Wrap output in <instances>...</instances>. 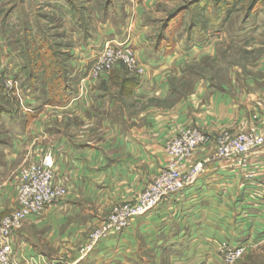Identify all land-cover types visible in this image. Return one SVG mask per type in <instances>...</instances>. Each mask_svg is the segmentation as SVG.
<instances>
[{
    "label": "crops",
    "instance_id": "1",
    "mask_svg": "<svg viewBox=\"0 0 264 264\" xmlns=\"http://www.w3.org/2000/svg\"><path fill=\"white\" fill-rule=\"evenodd\" d=\"M82 1L83 7L74 0H41L47 8L50 2H60L77 17H70L69 32L80 43L69 51L76 63L71 71L72 98L58 105L77 122L64 129L55 123L59 119H49L51 104H33L30 115L37 118L16 135L18 140L9 144L0 161L11 169L22 157L36 160L51 151L55 182L68 189L66 197L47 207V213L31 217L28 227L14 235L16 264H60L63 255L68 264H223L224 245L245 244L248 250L263 245L264 147L250 155L249 177L236 163L208 166L195 182L79 258L76 248L95 224L90 219L78 221L83 204L100 202L106 207L129 200V191L138 189L166 163L162 143L181 126H253L252 115L264 118V107L254 102L259 95L264 97V57L249 67L253 74L242 82L232 80L222 91L201 78L176 100L170 82L186 76L187 63L193 59L213 55L219 41L264 42V4L232 24L233 13L224 17L223 2L205 0L200 6L204 12L197 14L196 0L182 7L181 19L162 23L166 8H179L183 0H105L101 9L88 7L95 0ZM81 20L87 31L79 28ZM109 41L131 46L146 68L144 84L130 85L129 104L141 105L131 118L126 107L115 111L119 105L106 100L108 84L90 83L84 92L79 82L88 61L96 59ZM151 98L156 105L146 101ZM82 121L98 123V132L85 139L78 133ZM35 143L41 144L40 151L33 148ZM17 181L12 178L0 185V218L16 206Z\"/></svg>",
    "mask_w": 264,
    "mask_h": 264
},
{
    "label": "rangeland",
    "instance_id": "2",
    "mask_svg": "<svg viewBox=\"0 0 264 264\" xmlns=\"http://www.w3.org/2000/svg\"><path fill=\"white\" fill-rule=\"evenodd\" d=\"M116 1L118 0H114V2ZM252 1L253 0H241L237 10L231 15V18H233L232 24L240 20L245 10H248L252 4ZM74 2L78 3L80 7L86 5V2L82 0H74ZM194 2H196V0H183L181 2L182 5L179 8L178 6L174 9L166 8V14L164 13L161 16L162 23L181 19L183 15L182 7H187ZM104 4L105 0H95L94 3L88 7H91V9H101ZM55 5L57 6L55 7ZM81 9H83L84 12H87L85 11L86 9ZM193 9L197 14L201 13L198 10V7L195 6ZM83 10L80 12H83ZM71 13L72 11H69V9L66 12L64 4L60 2L57 4L56 2H50L47 8L41 0H0V161L5 159V152H7L6 149H8L9 144L18 140L16 135L20 131L26 129V124L28 125L33 119L37 118L34 114L30 115L33 110L32 105L34 104V106H38L45 103V97L48 96L46 80L49 79V76L47 77L42 72V67L48 63V61L45 60L48 54L44 53V51L49 50L50 54L54 53L59 66L63 65V67L68 68L70 73L76 64L71 60L69 51L73 48V45L78 46L80 43L74 40L72 37L73 35L69 33L73 27L71 25L73 20L70 17L77 18L75 14L71 15ZM78 18L83 19L82 16H78ZM198 19L201 22H204L201 18ZM83 22L84 20H81L79 28H85L87 31L88 26L84 27V25H82ZM233 26H235V24ZM89 30H92V28ZM108 43L117 47L122 45L120 42L114 43L109 41ZM38 47L41 48L38 49ZM29 48L30 52L28 53ZM28 54L30 55V60L28 59ZM135 56L137 57L136 51ZM263 57L264 42H262V39L243 44H226L219 41L215 47V53L213 55H205L187 63L189 68L186 76L180 79L174 77L171 78V88L175 92L174 95L177 97L176 100H178L179 97L184 96V89L187 90L192 88L196 81L204 78L215 83L218 90L222 91L224 90L223 88L230 87L232 80L242 82L253 74L249 67L256 65ZM94 61L95 58L93 57L88 61V67L87 65L85 66L86 70L84 68L85 72L81 74L79 79V82L82 85V80L87 77V73ZM108 63L111 67L103 69L98 75H96V77H94L95 74H93L94 76H89L90 79H86L87 83L82 89L85 92L90 83L103 82L108 84L109 89L107 92L109 97L106 100H113L115 105H119L120 108H115V111H123L124 107H126L127 112L130 115L129 118H131L132 115H136V112L141 108V105L136 106L135 104H129L131 97L130 85L140 71L146 76V68L140 62V64L132 65L125 53L113 54L108 58L107 64ZM25 66L26 68H24ZM255 75L260 76L261 73L257 71L255 72ZM71 80V82L74 81L72 78ZM135 88H138V86ZM254 100L259 108L264 107V97L259 95ZM146 101L150 104L156 105L155 100L152 98ZM30 109L31 111H29ZM50 113L52 115L49 117L50 120L52 118L59 119L56 122L53 121L52 124H60V127L64 129L69 130L70 127L77 122L76 119L73 120V116H71L70 113L62 112L55 103L51 104ZM114 115H119V113H114ZM116 118H118V116H116ZM252 123L253 126H250L247 123H240V126L238 127L217 126L215 124H210L211 126L207 125L204 128L197 126L193 127L199 128L213 139L219 138L222 134H228L230 137H233L238 133L248 131L264 135V118H261L258 115H252ZM98 129V123L92 124L87 121H82L78 133L87 139L88 134L93 135V132L96 131L97 133ZM176 135L177 131L172 138L166 140L165 143H162L161 149L167 157L166 163L160 167L153 177L146 180L144 184H141L138 189L135 191L130 190L129 192L132 194V197L129 200L119 201L113 203L111 206L107 205L106 207L100 202H85V205L83 204L80 213L77 215L78 221L86 223V221L90 219L91 223L95 224L83 234V241L80 242L76 248L79 258H81L83 251L92 246L103 232L109 231L115 226L123 223L131 213L136 212L143 206L149 204L164 189L169 188L173 184H177L176 181H172L174 183L169 184L170 181L173 180L172 177H178L180 182H186L196 174L193 178V182H195L197 177L208 166H213L217 162L224 164L236 163L246 172V174H249L250 155L264 147L263 145L249 153L248 161L244 165L221 155L220 147L216 145V142L200 143L194 146L189 154H185L180 161H176L178 160L177 157L180 156H176L175 152L171 153L172 151H169L167 147ZM224 144L229 145L230 140L223 141L220 146H225ZM40 146V143H35L33 148H35L36 151H40L42 149ZM42 154L43 155L40 154V157L36 160L30 158L24 159V157H22L17 160V165L14 168L12 166L11 169L8 166H6V168L3 162L0 163V185L4 184V182L11 181L12 178L19 181L29 166L39 163L41 164L46 156H53L51 151H47L46 153L43 152ZM176 162L178 163L176 164ZM50 170L54 176L53 183L59 184L55 182V160L54 166ZM18 181L16 183V206L12 211L4 214L0 218V225H2V222L10 219L20 208L23 194H19ZM67 195L68 193L65 194V197ZM43 213L45 214L47 211L44 210L39 213L29 214L25 221H22L17 225L18 227L9 237V240L12 242V247L14 235H16L19 230L28 227L31 217ZM98 213H101V215L98 216ZM63 220H65V218L62 219V221ZM133 221L130 226H132ZM64 224H67V222ZM24 244V242L21 244L22 251ZM13 254L15 255L14 248ZM59 259L63 260L60 264H68L65 255L61 256ZM228 264H264V244L255 249H247L243 254L236 258L233 263Z\"/></svg>",
    "mask_w": 264,
    "mask_h": 264
},
{
    "label": "built area",
    "instance_id": "3",
    "mask_svg": "<svg viewBox=\"0 0 264 264\" xmlns=\"http://www.w3.org/2000/svg\"><path fill=\"white\" fill-rule=\"evenodd\" d=\"M115 53H125L132 65L140 64L135 56V51L131 46L122 44L120 47H117L113 44L106 43L98 52L95 61L92 63L87 73V77L83 78V86L87 83V78L90 79L91 76H94L93 74H95L94 77H96L100 71L111 67L109 63L107 64V60ZM135 79L137 80L138 86H141L144 84L145 75L142 74V71H140V73L136 75ZM29 111H31V109ZM228 140H230L229 145L224 144L225 146H220L223 141ZM213 142H216V145L220 147L221 155L244 165L248 161L249 153L264 145V135L248 131L238 133L233 137H230L228 134H222L219 138L213 139L199 128L193 126H183L177 130V135L167 147L169 151H172L171 153L175 152L176 156H180L177 157L178 160H176L180 161L185 154L190 153L194 146L200 143ZM177 163L178 162H176V164ZM53 166V156H46L41 164L39 163L29 166L19 180V194H23L20 208L10 219L2 222V225H0V264H16L12 242L9 240V237L10 234L18 227L17 225L22 221H25L29 214L44 211L47 207L63 199L65 194L68 193V189L65 186L53 183L54 176L50 170ZM195 175H193L186 182H180L178 177H172L173 180H171L169 184H173L175 181L177 184H173L169 188L164 189L149 204L143 206L140 210L131 213L123 223L115 226L109 231L103 232L92 246L83 251L81 258H84L92 253L97 245L104 239L122 233L130 227L132 221L136 217L151 211L172 193L181 191L187 185L192 184ZM246 176H249V174ZM247 249L248 246L245 244H240L235 247L226 245L221 247L220 251L223 255L224 264L233 263L234 260L243 254Z\"/></svg>",
    "mask_w": 264,
    "mask_h": 264
},
{
    "label": "trees",
    "instance_id": "4",
    "mask_svg": "<svg viewBox=\"0 0 264 264\" xmlns=\"http://www.w3.org/2000/svg\"><path fill=\"white\" fill-rule=\"evenodd\" d=\"M219 2H223V12L224 17L228 18L229 14H232L235 10H237V7L241 0H214ZM205 2V0H199V4L197 3L196 7H198L201 13L204 12V8H201V4ZM264 4V0H253L252 4L248 8V10H245V14L248 17L251 15L258 7ZM204 15V14H203ZM41 47H38L40 49ZM30 52V48L28 50V53ZM44 53L48 54L47 58L45 59L48 61V63L42 67V72L47 77L49 76V79L46 80L47 84V94L48 96L45 97V103L49 104H57V105H63L66 102H68L72 98V84L71 78H72V72L70 73L68 68L63 67V65L59 66V63L56 59V55L50 54L49 50L44 51ZM28 54V59H29ZM30 60V59H29ZM26 68V66L24 67ZM26 70V69H25ZM36 75V73H35ZM71 76V77H70ZM73 79V78H72ZM132 83L134 84V87L138 85L137 80L133 79Z\"/></svg>",
    "mask_w": 264,
    "mask_h": 264
}]
</instances>
